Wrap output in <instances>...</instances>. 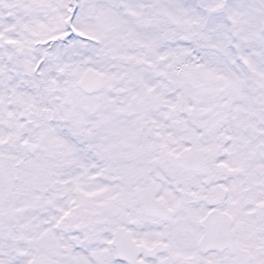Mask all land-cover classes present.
<instances>
[{
  "label": "snow or ice",
  "instance_id": "snow-or-ice-1",
  "mask_svg": "<svg viewBox=\"0 0 264 264\" xmlns=\"http://www.w3.org/2000/svg\"><path fill=\"white\" fill-rule=\"evenodd\" d=\"M0 264H264V0H0Z\"/></svg>",
  "mask_w": 264,
  "mask_h": 264
}]
</instances>
